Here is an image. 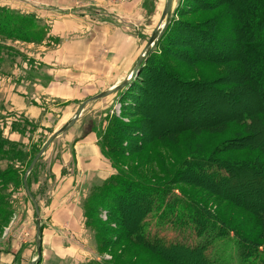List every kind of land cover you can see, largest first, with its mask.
Wrapping results in <instances>:
<instances>
[{"label": "rangeland", "instance_id": "obj_1", "mask_svg": "<svg viewBox=\"0 0 264 264\" xmlns=\"http://www.w3.org/2000/svg\"><path fill=\"white\" fill-rule=\"evenodd\" d=\"M78 1L81 5L98 3V0ZM125 1L126 6L129 2L136 3L137 7L133 13H127L133 16L148 0H106L108 3H114L107 8L122 11L117 4L120 5ZM227 2L231 3L219 0L178 1L172 22L176 17L181 22L172 23L169 27L160 42L158 52L151 60L150 68L141 74L142 82L136 83L127 96L115 102L113 113L109 116H105L108 100H101L96 105L92 104L82 120L61 138L56 139L39 162L28 184L41 210L47 211L53 195L60 185L64 184L60 179L65 177L70 179L76 175L77 143L88 136L96 135L101 147L99 134L106 131L112 120L117 117L128 127L123 147L118 148L122 155H114L116 161H119L127 171L171 189L172 187L182 189L189 193L193 200L200 202L227 225L236 229L241 236L264 244V215L261 214H264V174L254 175L251 170L245 168L241 171L230 170L232 174L229 177L218 180L213 186L206 178H202L205 182L200 183L202 185L192 184L189 177L180 182L175 179L178 166L191 155L199 158L210 156L216 160L224 158L244 160L261 156L262 151L244 148L239 144L242 142L238 140L245 141L253 129L263 127L262 114H258L263 117L258 121L256 119L251 122L245 119L240 123L234 120L240 118L245 110L256 114L260 109H264V90L262 91L264 75L263 82L251 79L250 85L241 81L239 87L234 89L235 82L237 83L239 78L245 81L248 73L245 69V72L238 70L239 64L236 67L231 56H234V52L229 53L230 56L224 59L227 51L220 42L222 38L228 43H234L232 28L229 27L235 25L236 16L243 17L244 13L248 14L243 7L253 9L254 0H227ZM146 11H150V8ZM180 23L187 24L189 30H184ZM262 26L264 27V23L259 27L261 31L264 30ZM40 31L44 37H47L46 25ZM213 34L219 38H214ZM209 36L211 38H207ZM207 41L213 43L211 49L205 48ZM34 43L18 39L0 40V49L4 54L5 62L0 68V128L6 138L16 142L25 152L38 151L55 128L67 120L70 111L75 108L72 104L92 97L90 95L78 101H67L62 104L61 99L43 95V92L32 88L31 84L28 86V82H34L36 77H43L44 74L43 70L35 68L36 64L32 58L34 56L29 57V53L39 48ZM24 63L29 67L21 69ZM15 76L17 78H14ZM10 77L12 78L9 79ZM219 83H228L229 86H222L223 84ZM15 84L28 86L24 93L27 96L25 101L32 107L37 106L42 109L40 117L36 116L38 113L29 114L14 108L16 106L10 100V92L14 94L18 89L8 90V86ZM104 87H106L105 82L97 90V94ZM231 114H235L234 117H231ZM26 121L28 125L24 124ZM222 122L224 124H220ZM17 123L24 127L23 134L16 130ZM193 127L195 129L192 130ZM86 130L89 134L81 137L82 132ZM261 134H264V129H259L256 136L259 137ZM229 138L232 139L228 140ZM223 142L232 145L225 152L219 153L217 151H220L219 147ZM72 143L73 153L69 148ZM32 159L33 156L30 154L25 163L0 161V165L3 170L12 169L23 174ZM9 166L12 168H8ZM21 177L23 178L24 175ZM17 179L16 177L15 180ZM105 184L106 182H101L94 184L93 187L87 186L86 196L81 205H77L86 218L83 231L76 233L70 223L67 221L64 223L71 232L70 238L78 237L96 250L98 257L91 263L106 261L113 264H178L176 257L181 256L185 258L180 264H198L189 258L200 255L190 254L184 250H173L172 246L177 245L185 248H198L200 245V254L207 258L214 256L215 259L220 260L219 248L227 247L226 245L218 241L208 249L206 247L208 243L203 237L206 232H202V236L199 232L201 229L193 224L174 222L172 215L166 214L163 218L161 214L159 216L157 209L145 216L141 211L130 213L128 211L130 208L127 207L125 210V217L131 218L137 224L146 223L145 228L137 233L140 232L150 239V242L147 240L148 245L134 241L130 235L126 237L120 235L125 229L123 226L122 228L117 226L119 217L110 215L107 203L98 204L92 220H89L86 216V205L95 199L94 195L101 192ZM11 190L10 214H7L0 223V261L2 248L6 250L10 243V246H20V248H13L15 254H10L5 260L6 264L9 262L26 264L36 252L35 207L25 191L24 184L19 183ZM171 212H178V209ZM126 227L133 229L129 224ZM158 244L162 245L165 252L170 248L172 250L163 254ZM228 248L226 254L232 249L230 245ZM26 249L28 255L24 254ZM44 253L40 264L53 263L52 254L47 249Z\"/></svg>", "mask_w": 264, "mask_h": 264}, {"label": "trees", "instance_id": "obj_2", "mask_svg": "<svg viewBox=\"0 0 264 264\" xmlns=\"http://www.w3.org/2000/svg\"><path fill=\"white\" fill-rule=\"evenodd\" d=\"M219 1L231 3L227 2V0ZM253 4V11L250 8L246 9L245 7H243L248 14L245 15L244 13L243 17L236 16L235 25L229 27L230 29L232 28L231 31L233 35L232 33L231 35L234 39V43H228L226 42V40H223L222 38L220 39V42L225 46V50L227 51V55L224 56V59L230 56L228 55L229 53L234 52V56H231L234 58L236 67L239 64L238 70H242L244 72L246 70L248 73V76L247 74H245L247 76L245 77V81L239 78L237 83L235 82L236 86L233 87L234 89L239 87L238 84H240L239 82L241 81L243 83L248 82V84L251 85V79L261 81L264 75V30L261 31L259 28L264 23V0H254ZM175 22L178 23L181 21L176 17L174 21L171 22V24ZM181 25H183V28H185L184 30H189L187 29V24L184 25L183 23H180V26ZM44 26L45 25L40 22L35 14H23L20 11L12 10L6 7H0V36L4 39H18L26 42L31 41L39 43L44 39L42 31H40L42 30V28H44ZM262 28L264 27L262 26ZM187 32L189 33V31ZM164 36L161 38V40L164 38ZM213 37L219 38L214 34ZM207 38L211 37L209 36ZM160 42L158 48L160 46ZM212 45L213 43L207 41L205 48L211 49ZM158 48L150 55L146 64L141 69L137 81L130 87V89H128L123 97L129 94L136 83L140 84V82H142L141 74L145 73V71L150 68L149 66L151 60L154 54L158 52ZM3 56L4 54H2L0 49V68L2 64L5 63L3 60ZM160 69L162 68L160 67ZM219 84H223L222 86H229L228 83ZM263 90L264 82L262 86V91ZM258 114H262V116L264 117V109H260L256 114H254V112H248L247 110H245V113L241 115L240 118H235L234 122L241 123L245 119L248 121L250 120L251 122L252 120L256 119L257 121L259 119L262 120L263 117ZM234 115L235 114H231V117H234ZM24 124L28 125L27 121L24 122ZM220 124L224 123L222 122ZM127 127L128 126L125 122H122L120 119L115 117V119L112 120L109 128L99 134L98 138L102 148L101 150L104 156L112 162L113 167L115 168L117 173H115L112 177L105 181L106 184L104 185L103 189H101V192L95 194V199H93L88 205H86L85 211L87 218L89 220H92L93 214H95V212L97 211L96 206L102 202L103 204L107 203V210L110 211V215L113 216L114 214V216L119 217L120 221L117 223V226L121 228L123 226V228L125 229L120 235H123L125 237L127 235H130V237H132L134 241L143 243L144 245H148L147 240L149 241L150 239L142 233L141 235L140 232L137 233L138 231L145 228L146 223L144 222L137 224L134 222V220H131V218L125 217V210L127 207L130 208L128 209L130 213H132V211H138L140 213L141 211L142 215L145 216L147 213H151L157 209L159 211V216L161 214L163 218L166 216V214L172 215L174 222L177 221L178 223L183 222L185 224H193L198 229H201L199 230V232L202 236V232H206L207 234H205L203 237L208 243V245H206L208 249L213 247L214 244L218 241L221 242V244L227 246L219 248L218 254L221 255L220 260L218 258L215 259L214 256L212 258H207L204 255L200 254V245L198 248H185L178 245L172 246L173 250H184L190 254L200 255L199 257L189 258L193 259L196 263L264 264V244L241 236L236 229L227 225L223 220L216 216L214 212L205 208L200 202L193 200L192 197L189 196L190 194L183 191L182 189L174 187H172L173 189H171L165 187L163 184H156V182L152 180L142 179L138 176H135L130 171H127L119 161H116V156L122 155L121 150L118 148L123 147V143L126 140L125 132ZM15 128L21 134H23L25 131L24 127L19 123L15 125ZM193 129H195V127H193L192 130ZM259 129H264V125L261 128L253 129L252 132L248 134V137L245 139V141H243L242 139L238 141L242 142L239 144L244 148L250 150L255 148L256 150L262 151L260 152L261 156L244 160L225 158L216 160L215 158H211L210 156L206 158H199L195 157V155H191L178 166L177 170L175 171V179H177V182H180L184 178L188 179L189 177L192 184L202 185L200 183H205L202 178H206V180L208 179L207 181L213 186L217 183L218 180H224L225 178L229 177L232 174L230 170L241 171L245 168L246 170H251L252 174L254 175L264 174V134H261L259 135V137H257L256 133L257 131H259ZM231 139L232 138H229L228 140ZM231 145L232 144H230L229 142H223L219 147L220 151L217 152L223 153L227 149H229ZM115 148L116 152H114ZM38 151H23L16 142L10 141L8 138H6L2 129L0 128V161H8L11 163H25L30 154H32L34 158ZM114 154H116V156ZM8 168H12V166H9ZM24 173L25 171L22 174L18 171L14 172L12 169L3 170L0 165V223L4 221L7 214H10V210L12 207L11 189L19 183L23 184V178L21 177V175L23 176ZM16 177L18 178L17 180H15ZM95 200H97V202H95ZM149 207L150 209L147 210V208ZM174 209H178V212H171V210ZM169 212H171V214ZM261 214L264 215L263 213ZM127 224L131 225L133 229H128L126 227ZM158 245L161 246V252L163 254L172 250L170 248L165 252L162 245ZM229 245L232 249L231 252L226 254V251L229 250ZM184 258L181 256H177L176 260L178 264H180L181 261L183 262ZM218 261H220V263ZM94 262L89 264H113L112 262L106 261Z\"/></svg>", "mask_w": 264, "mask_h": 264}, {"label": "crops", "instance_id": "obj_3", "mask_svg": "<svg viewBox=\"0 0 264 264\" xmlns=\"http://www.w3.org/2000/svg\"><path fill=\"white\" fill-rule=\"evenodd\" d=\"M79 2L78 0H0V7L20 11L23 14H35L40 22L48 27L47 37L39 43H34L39 48L29 53L30 58L34 56L32 58L36 64L35 68L44 71L43 77H36L34 82L27 84L43 92V95L61 99L62 104L97 94V90L107 79L108 65L112 61L114 51L112 39L116 27L111 24L97 25V17H95L99 9L107 8L114 3L98 0V3L81 5ZM125 4L126 1L117 6L126 14L133 13L137 7L136 3L129 2L127 6ZM28 67L29 65L24 63L20 68ZM15 86H8V90L18 89L14 94L10 92V100L16 106L14 108L29 114L38 113L36 116L40 117L42 109L37 106L32 107L25 101L27 96L24 93L28 86L22 87L17 84ZM75 152L76 175L70 179L67 177L60 179L64 184L60 185L53 195L47 211L40 209L42 256L36 264H40L46 249L53 256L51 264H89L98 257L96 250L78 237L70 238L71 232L64 223L66 221L70 223L76 233L85 229L86 218L77 205H81L86 196V187L105 182L116 173V170L112 162L104 156L96 135L79 141ZM36 234L35 256L26 264H30L38 255L37 219ZM12 242L13 240L11 244ZM12 246L9 243L6 250L2 248L0 264H6L5 260L10 254H15L13 248H20V246ZM27 250L24 254L28 255Z\"/></svg>", "mask_w": 264, "mask_h": 264}, {"label": "water", "instance_id": "obj_4", "mask_svg": "<svg viewBox=\"0 0 264 264\" xmlns=\"http://www.w3.org/2000/svg\"><path fill=\"white\" fill-rule=\"evenodd\" d=\"M178 1L148 0L142 9L133 16H129L117 9L104 7L99 9L97 23L100 25L111 24L116 27V33L112 39V47L114 48L112 61L109 64V72L105 80L106 87L100 93L89 97L85 101L72 104L75 108L70 111L67 120L55 128L46 138L24 173V188L27 195L33 201L38 224V255L30 264H36L42 256L40 207L29 188L30 176L53 142L61 138L71 128H74L88 113L92 104L96 105L97 102L106 99L108 100L106 103L109 104L105 108V116L113 113L115 102L123 97L128 89L137 81L141 69L146 64L150 55L158 48L161 38L165 35L176 14ZM147 8H150V11L147 12ZM87 134H89L88 130L82 132L81 137H85ZM73 145L72 143L69 147L72 153Z\"/></svg>", "mask_w": 264, "mask_h": 264}]
</instances>
